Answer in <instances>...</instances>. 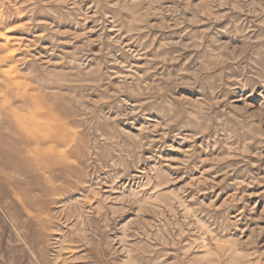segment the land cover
<instances>
[{
    "label": "rangeland",
    "instance_id": "rangeland-1",
    "mask_svg": "<svg viewBox=\"0 0 264 264\" xmlns=\"http://www.w3.org/2000/svg\"><path fill=\"white\" fill-rule=\"evenodd\" d=\"M0 264H264V0H0Z\"/></svg>",
    "mask_w": 264,
    "mask_h": 264
},
{
    "label": "bare ground",
    "instance_id": "bare-ground-1",
    "mask_svg": "<svg viewBox=\"0 0 264 264\" xmlns=\"http://www.w3.org/2000/svg\"><path fill=\"white\" fill-rule=\"evenodd\" d=\"M21 86V85H20ZM15 88V87H14ZM18 92H19V89H18ZM31 114V113H30ZM37 116V115H36ZM51 133V132H50ZM54 133H57V132H54ZM49 134V133H48ZM55 135V134H54ZM60 136V135H59ZM61 137V136H60ZM59 137V138H60ZM55 138V136L53 137V139ZM61 139V138H60ZM56 140V139H55ZM43 141V140H42ZM35 142V141H34ZM54 142V141H53ZM57 142V141H56ZM44 144V143H43ZM50 145V144H49ZM45 147V146H44ZM55 148V147H54ZM58 149V148H57ZM35 151H36V153L38 154V156H42V158L43 159H47L48 157H49V154H50V152H49V150H47V149H44V148H42V144H37L36 145V148H35ZM56 151V150H55ZM54 154V153H53ZM52 155V154H51ZM57 155V154H56ZM53 157H54V155H52ZM52 157V158H53ZM55 158V157H54ZM58 160V159H57ZM50 162V161H49ZM60 162V161H59ZM45 164V163H44ZM47 164V163H46ZM61 164V163H60ZM47 167H49V164H48V166ZM47 169V168H46ZM51 180V179H50ZM53 182V181H52Z\"/></svg>",
    "mask_w": 264,
    "mask_h": 264
}]
</instances>
